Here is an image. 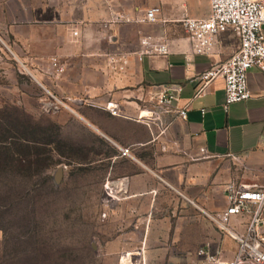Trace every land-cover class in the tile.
I'll use <instances>...</instances> for the list:
<instances>
[{
  "label": "crops",
  "instance_id": "1",
  "mask_svg": "<svg viewBox=\"0 0 264 264\" xmlns=\"http://www.w3.org/2000/svg\"><path fill=\"white\" fill-rule=\"evenodd\" d=\"M154 7L155 21H137ZM209 12V0H0V42L64 103L53 114L67 150L59 157L85 172L88 206L100 208L95 246L106 264L142 242L147 264H193L201 246L230 259L236 242L198 207L225 209L228 183L264 185V69L251 67L250 96L224 109L222 80L203 86L198 75L229 57L238 38L223 31L211 55L192 54L180 21ZM144 35L165 39L169 52L141 54ZM52 58L63 65L59 74ZM165 84L181 86L175 104L187 115L159 133L135 117ZM248 218L233 216L231 226L241 233Z\"/></svg>",
  "mask_w": 264,
  "mask_h": 264
},
{
  "label": "rangeland",
  "instance_id": "2",
  "mask_svg": "<svg viewBox=\"0 0 264 264\" xmlns=\"http://www.w3.org/2000/svg\"><path fill=\"white\" fill-rule=\"evenodd\" d=\"M33 78L0 42V137L7 129L5 141L19 139L27 151V166L0 155V264H106L95 246L100 208L88 206L84 170L59 157L67 150L56 110L43 107L51 93Z\"/></svg>",
  "mask_w": 264,
  "mask_h": 264
},
{
  "label": "built area",
  "instance_id": "3",
  "mask_svg": "<svg viewBox=\"0 0 264 264\" xmlns=\"http://www.w3.org/2000/svg\"><path fill=\"white\" fill-rule=\"evenodd\" d=\"M210 12L207 17L194 18L182 15L180 21L190 41V53L211 55L217 43L219 33L231 30L238 38V48L224 61L212 64L198 75L203 86L221 79L223 82L224 102L227 109L231 103L244 101L250 96L247 84L248 70L256 66L264 69V0H209ZM158 8L147 9L144 16L137 21L152 22L156 20ZM113 20H129L123 16H114ZM73 34L77 31L73 30ZM141 54L165 55L169 52L165 39L154 38L151 35L140 37ZM122 58V57H121ZM54 72L63 71V65L56 58L51 59ZM114 60V56H110ZM125 62V61H123ZM152 102L141 106L135 119L149 125H156L159 133H164L176 118L185 119L186 107H178L175 101L181 91L179 84H165ZM202 91V88L199 89ZM50 94V93H49ZM52 97L51 102H43L46 109L58 110L64 103ZM106 108L113 115H120L117 105L107 104ZM202 113L205 110L202 109ZM123 115V114H122ZM264 149V137L261 140ZM122 155H130L128 147L120 148ZM204 153L205 149L201 148ZM123 184L110 190L112 195H118ZM228 205L225 209L208 212L200 207L198 210L218 229L236 242L233 257L222 259L219 251L201 246L196 251V263L193 264H264V185L257 190H251L242 184L228 183L225 187ZM240 214L248 215L245 230L238 233L231 226V218ZM105 213H101V216ZM116 264H147L143 242L131 249L122 250Z\"/></svg>",
  "mask_w": 264,
  "mask_h": 264
},
{
  "label": "trees",
  "instance_id": "4",
  "mask_svg": "<svg viewBox=\"0 0 264 264\" xmlns=\"http://www.w3.org/2000/svg\"><path fill=\"white\" fill-rule=\"evenodd\" d=\"M6 131L7 132H4V133H2V134H4V136H2V137H0L1 139H0V148H1V150L2 151H0V152H2L0 155H1V157H2V162L4 163V164H11L12 162H15V163H17V164H22V166L23 165H26L27 166V164H24L25 162H26V158H25V156L26 155H24V154H26L27 153V151H22L23 150V146L24 145H22V143H19L18 142V140L19 139H17V140H15V141H13V142H10V143H7L6 141H5V139H6V134H10L9 133V131L6 129ZM11 137H15V136H12L11 135ZM16 138H19V136L18 137H16ZM37 141L36 140H34L32 143H36ZM7 144H10V145H14V146H16V152H14V154L12 155V154H10V152H9V146L7 145ZM49 144V143H48ZM25 147V146H24ZM27 147V146H26ZM22 149V150H21ZM34 154H36V152H33ZM29 164H30V162H28ZM0 229H2L3 230V228L2 227H0Z\"/></svg>",
  "mask_w": 264,
  "mask_h": 264
},
{
  "label": "bare ground",
  "instance_id": "5",
  "mask_svg": "<svg viewBox=\"0 0 264 264\" xmlns=\"http://www.w3.org/2000/svg\"><path fill=\"white\" fill-rule=\"evenodd\" d=\"M28 72V71H27Z\"/></svg>",
  "mask_w": 264,
  "mask_h": 264
}]
</instances>
